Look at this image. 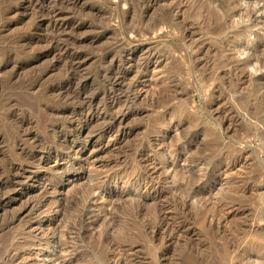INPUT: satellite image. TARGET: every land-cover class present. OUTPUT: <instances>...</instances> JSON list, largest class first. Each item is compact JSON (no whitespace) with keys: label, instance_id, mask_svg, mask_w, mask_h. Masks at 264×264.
I'll return each mask as SVG.
<instances>
[{"label":"rangeland","instance_id":"374dc122","mask_svg":"<svg viewBox=\"0 0 264 264\" xmlns=\"http://www.w3.org/2000/svg\"><path fill=\"white\" fill-rule=\"evenodd\" d=\"M57 1L0 0V264H264V0Z\"/></svg>","mask_w":264,"mask_h":264},{"label":"bare ground","instance_id":"6f19581e","mask_svg":"<svg viewBox=\"0 0 264 264\" xmlns=\"http://www.w3.org/2000/svg\"><path fill=\"white\" fill-rule=\"evenodd\" d=\"M50 1V5H49V9L47 11V14L53 19V29H57L59 27V25H63V23H59L58 20L61 18L60 17V13H62V10H70L69 7H67L63 2L64 1H57V0H49ZM60 26V28H61ZM59 36V35H58ZM52 40L55 42L56 46L62 50V52L64 50H66V38H61L59 37V39H56L55 37L52 38ZM59 41V42H58ZM131 42V41H130ZM155 60H156V57L154 56ZM78 59V56L74 57V58H71L70 59V62L72 64L76 63V60ZM142 65H139V70L137 69V73L139 74L140 72H142ZM138 85L137 82L134 83V87H136ZM82 94H83V90L82 88H78L77 90H73L70 92V96L71 97H82ZM92 100V97L91 98H83L81 99L80 101V105L82 107L85 106V104H88V107L89 108H92V105H90V102ZM124 117L122 116L120 118V120H122ZM86 144V142L82 145L84 146ZM80 148H77V149H73V152H72V158L73 160L75 159H78V155L79 152H80ZM77 155V157H76ZM67 160V159H66ZM69 161V159H68ZM90 162L86 160H84L83 164L81 165V168H87L89 166ZM55 219H53L52 222H54ZM52 222H50L49 224H47L46 226H49L52 224ZM42 226L38 224V227L36 228V230H41ZM48 228V227H47ZM43 229V228H42ZM247 264H262V263H256L255 261H250L248 262Z\"/></svg>","mask_w":264,"mask_h":264}]
</instances>
